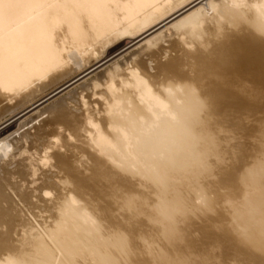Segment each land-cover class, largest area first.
<instances>
[{
    "label": "bare ground",
    "instance_id": "1",
    "mask_svg": "<svg viewBox=\"0 0 264 264\" xmlns=\"http://www.w3.org/2000/svg\"><path fill=\"white\" fill-rule=\"evenodd\" d=\"M1 102L0 264H264V0H0Z\"/></svg>",
    "mask_w": 264,
    "mask_h": 264
},
{
    "label": "rangeland",
    "instance_id": "2",
    "mask_svg": "<svg viewBox=\"0 0 264 264\" xmlns=\"http://www.w3.org/2000/svg\"><path fill=\"white\" fill-rule=\"evenodd\" d=\"M204 4V2H203ZM198 7V6H197ZM169 27V26H168ZM167 26L164 27L163 29L159 30L158 32H156V34L160 33L161 31H164L168 28ZM154 35V34H153ZM145 41H142L141 43H139L137 46H139L140 44H143ZM137 46L125 51L128 47H124V49H120L119 51H117V53H114V55L112 54L106 61H109L111 60L109 63L105 64L104 66L98 68L99 65H95V66H92L91 68H89L86 72H84V74H80V77L78 75V77L75 76H72L69 81L67 83H65L57 93V95L51 99L48 100H43V101H46L44 102L42 105H40L43 101H39L37 102L36 105H33L32 108L30 107V109H27V110H21V111H18L16 113V117L13 118V120L9 121L8 123L10 124H13L14 125V129L16 128V125H18L19 123H21V121L23 122L24 120H27L29 117H35L36 115V112L37 110H42L44 109L45 107H47L48 105H50L53 101L57 100V99H60V97L70 93L71 91H74L77 87L81 86L84 84V82L86 80H88L89 78H91L92 76H94L95 74H98L100 71H102L105 67L109 66L112 62L116 61V60H119L121 59L123 56L127 55L128 53H130L131 51H133L134 49L137 48ZM125 51V52H124ZM121 53L120 56H118L119 54ZM77 81V82H76ZM66 85V86H65ZM67 87V88H66ZM3 103V104H1ZM0 103V106L2 105H5L4 102H1ZM40 105V106H38ZM38 106V107H37ZM37 107V108H36ZM34 108V109H33ZM20 112V113H19ZM11 117H8L5 119V121L9 120ZM19 119V120H18ZM41 120L40 119H37L36 121L28 124L26 126V128L30 127L31 125H33L35 122L37 123V121ZM3 121V122H5ZM2 122V123H3ZM7 123V124H8ZM25 129V128H24ZM22 131V130H21ZM223 211H227L226 208L223 210Z\"/></svg>",
    "mask_w": 264,
    "mask_h": 264
}]
</instances>
